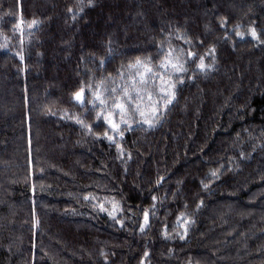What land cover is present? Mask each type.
Wrapping results in <instances>:
<instances>
[{"label": "trees", "instance_id": "1", "mask_svg": "<svg viewBox=\"0 0 264 264\" xmlns=\"http://www.w3.org/2000/svg\"><path fill=\"white\" fill-rule=\"evenodd\" d=\"M0 264H264V0H0Z\"/></svg>", "mask_w": 264, "mask_h": 264}, {"label": "snow or ice", "instance_id": "2", "mask_svg": "<svg viewBox=\"0 0 264 264\" xmlns=\"http://www.w3.org/2000/svg\"><path fill=\"white\" fill-rule=\"evenodd\" d=\"M91 2V0H90ZM33 23H35V21H33ZM237 35H241L243 36L242 33H237ZM251 35L253 37L256 36V32H255V29H252L251 30ZM141 62L139 60H137V64H140ZM169 65H171L173 68H176L177 70H182L177 64H173L171 60H167L166 59V62L162 64L163 67H168ZM200 68H205V65H204V62H203V59L201 58V61H200V65H199ZM146 71L150 72L151 69L150 68H146ZM171 87V86H170ZM161 91H164V89H161ZM82 93H83V89H81L80 92L76 93V99L77 100H80L81 102H83V97H82ZM170 95H174V93H170ZM129 99H131L129 97ZM171 101L170 100H166L165 103H170ZM101 103H103V101H101ZM117 107H119L121 109V112L123 113L125 111V107L123 104H118ZM153 111H155V108L153 109ZM141 115H143V113H141ZM110 123H112L110 121ZM112 127L113 128H117L118 125H116L115 123H112ZM146 218H147V215H146Z\"/></svg>", "mask_w": 264, "mask_h": 264}, {"label": "rangeland", "instance_id": "3", "mask_svg": "<svg viewBox=\"0 0 264 264\" xmlns=\"http://www.w3.org/2000/svg\"><path fill=\"white\" fill-rule=\"evenodd\" d=\"M238 58H239V57H238ZM238 58H237V59H234V60L232 61V64H233V63H236L235 60H238V61H239ZM260 62H261V61H260ZM260 64H261V63H260ZM244 67H245V66H242L241 68L244 69ZM224 72H225V71H224ZM225 74H228V71L225 72ZM119 104H122V103L119 102ZM124 107H126V106L124 105ZM117 108L120 109L119 107H117ZM120 110H121V109H120ZM127 111H128V110L125 108V111H124L123 113L121 112L120 114H121V115H122V114H125ZM109 120H110V121L114 120V116H112L111 118H109ZM218 132H219V131H218ZM243 139H245V140H246V139H247V140H253L251 137H249V138H248V137H247V138H246V137H245V138L243 137Z\"/></svg>", "mask_w": 264, "mask_h": 264}]
</instances>
